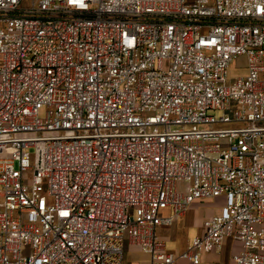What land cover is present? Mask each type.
<instances>
[{
	"label": "built area",
	"instance_id": "built-area-1",
	"mask_svg": "<svg viewBox=\"0 0 264 264\" xmlns=\"http://www.w3.org/2000/svg\"><path fill=\"white\" fill-rule=\"evenodd\" d=\"M228 238L264 264V0H0V264H202Z\"/></svg>",
	"mask_w": 264,
	"mask_h": 264
},
{
	"label": "rangeland",
	"instance_id": "rangeland-1",
	"mask_svg": "<svg viewBox=\"0 0 264 264\" xmlns=\"http://www.w3.org/2000/svg\"><path fill=\"white\" fill-rule=\"evenodd\" d=\"M247 65L246 57H239L235 63L232 65L229 74L232 77L240 76L244 72V67ZM45 110H42L40 113L41 118H45ZM230 114V112H227ZM218 115L222 114V112H217ZM185 186V183L179 184V190L182 191ZM210 203H217L220 205L222 200H210ZM209 202V201H207ZM202 203H195L192 205L196 207L201 205ZM219 209L214 208L210 205L200 206L195 209L193 213V218L191 216V212L185 214L179 221H177L171 227H160L157 229V234L161 240L166 242L167 251L173 252L174 254H179L185 249H187L193 242L196 236L200 235V221L203 220L207 214L210 212L216 213ZM188 216H191L192 220L188 221ZM232 251V246L227 245L226 248L220 250L212 259L202 264H225L226 258L229 253ZM149 256L142 252L141 248L135 245L126 244L125 247V263L124 264H148ZM187 263L183 261L182 264Z\"/></svg>",
	"mask_w": 264,
	"mask_h": 264
},
{
	"label": "crops",
	"instance_id": "crops-1",
	"mask_svg": "<svg viewBox=\"0 0 264 264\" xmlns=\"http://www.w3.org/2000/svg\"><path fill=\"white\" fill-rule=\"evenodd\" d=\"M218 200H222V203L220 205H217V203H210L211 201H209V202H207V201H197L195 203H199L200 202L202 204L192 208V205L195 204V203H193L189 207V209L187 210L186 214L189 213V212H191V216L193 218V213H194L195 209L198 208V207H200V206H205V205H210V206H212L214 208H218L219 209L216 213H214V212H211L210 213L209 212L206 217L211 216V215L218 214L220 212L222 206L224 205V198L221 197V198L216 199L215 201H218ZM191 216H188V219L190 218L188 221L192 220ZM205 218L200 221V223H201L200 224L201 232L203 230V226H204L203 223H204ZM230 244L232 246V251L229 253L228 257L225 259L226 260L225 264H233L232 258H233V256L236 253H238V251L240 250L241 246H240V244H238L235 241H233L231 238L226 239V241L224 242V245H223V247L221 249H219L217 251H213L211 253L204 254L203 255V258H202V262L204 261L205 263H208L212 259L213 256H215L220 250L226 248V246L227 245H230Z\"/></svg>",
	"mask_w": 264,
	"mask_h": 264
}]
</instances>
